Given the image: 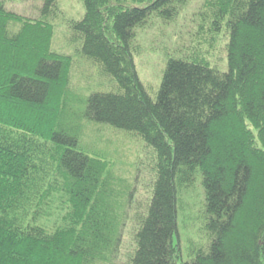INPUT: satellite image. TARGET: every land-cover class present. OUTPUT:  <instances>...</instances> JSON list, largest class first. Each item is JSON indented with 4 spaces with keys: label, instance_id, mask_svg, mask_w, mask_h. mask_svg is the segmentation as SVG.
I'll use <instances>...</instances> for the list:
<instances>
[{
    "label": "trees",
    "instance_id": "1",
    "mask_svg": "<svg viewBox=\"0 0 264 264\" xmlns=\"http://www.w3.org/2000/svg\"><path fill=\"white\" fill-rule=\"evenodd\" d=\"M82 1L77 53L116 84L86 97L71 88L74 56L52 48L58 0H43L36 19L0 1V264H264V0H204L199 35L213 44L226 29L228 69L184 48L156 99L134 40L153 16L176 20L188 0ZM88 123L152 148L144 207L85 143ZM200 176L205 238L185 239L183 196ZM131 220L136 246L122 259Z\"/></svg>",
    "mask_w": 264,
    "mask_h": 264
},
{
    "label": "rangeland",
    "instance_id": "2",
    "mask_svg": "<svg viewBox=\"0 0 264 264\" xmlns=\"http://www.w3.org/2000/svg\"><path fill=\"white\" fill-rule=\"evenodd\" d=\"M8 11L36 19L41 15L43 0H0ZM204 0H188L176 20L163 23L158 16L150 19L147 28L139 29L134 45L139 52H134L136 69L148 94L156 99L162 85L167 62L171 56H180L184 50L199 47L202 55L212 67L224 72L228 69L226 29L219 39L211 44L210 36L200 37L198 28L201 23V10ZM58 9L50 21L54 24L53 50L74 56L71 88L75 96H88L94 91H110L116 86L115 81L101 72L99 65L77 53L79 44L73 42L71 23L83 18L85 5L82 0H58ZM199 35V36H198ZM202 38V39H199ZM200 40V41H199ZM183 45V48H182ZM194 50V49H193ZM84 141L91 148L108 159L118 177L126 179L136 188L133 199L134 207H144L149 200L154 181V163L152 148L147 143L128 131L114 128L107 124L88 123ZM205 197L202 177L196 186L185 192L181 214L186 216L183 231L185 239L203 240L205 234L200 225V209ZM140 211V210H139ZM136 222L131 220L124 231L122 259H126L136 246ZM187 257V242H182Z\"/></svg>",
    "mask_w": 264,
    "mask_h": 264
}]
</instances>
